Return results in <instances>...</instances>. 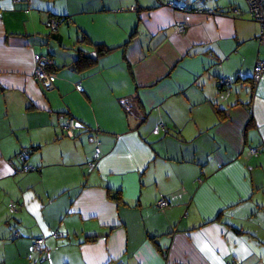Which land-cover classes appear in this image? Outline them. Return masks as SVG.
Masks as SVG:
<instances>
[{
  "label": "crops",
  "instance_id": "0c3cea01",
  "mask_svg": "<svg viewBox=\"0 0 264 264\" xmlns=\"http://www.w3.org/2000/svg\"><path fill=\"white\" fill-rule=\"evenodd\" d=\"M243 9L0 0V264H264V45Z\"/></svg>",
  "mask_w": 264,
  "mask_h": 264
},
{
  "label": "built area",
  "instance_id": "2783aa9c",
  "mask_svg": "<svg viewBox=\"0 0 264 264\" xmlns=\"http://www.w3.org/2000/svg\"><path fill=\"white\" fill-rule=\"evenodd\" d=\"M247 1H248L249 11H250V15L252 19L258 22L260 25V32H259L257 39L261 45H264V0H247ZM172 4L173 3H171V5ZM178 7L182 10H188L187 7L183 5H180V6L178 5ZM131 9H135V7L133 6L131 7ZM49 26H51V28L54 31L57 30L58 21L55 19H51L49 21ZM177 30L179 32H183L185 30V24L182 22L179 23L177 25ZM35 64H36L35 77L38 80H40L41 83L45 87L47 88L51 87L53 84V80H54V72L50 69V66L53 64L52 58L46 55L37 54L35 56ZM263 74H264V60H258L255 65L254 73H253V84L254 85H257L260 82V80L263 77ZM219 83L221 86L230 85L232 83V80L230 78L223 77L219 80ZM77 87L79 89H82V86L80 84ZM80 127H83V125L73 118L69 119L64 125L66 133L70 136H73L74 129L80 128ZM259 151H260V148H257V147L251 148V152L253 154L258 153ZM17 157L21 161L24 162L23 166L20 169L21 172H29L35 169L34 166L28 163L29 155L26 150H22L21 152H19L17 154ZM99 157H100V151L97 150L93 159L88 162L89 167H93L95 165V161L99 159ZM168 205H169V201L166 198H162L156 203V206L160 209H164ZM10 208L13 211L17 210L18 209L17 203H14V202L11 203ZM15 235L18 236V233L15 232ZM53 237H58V233H53ZM43 243H44V238L36 239L32 246L33 250L43 252L44 250ZM112 264H126V263L125 261L118 259L114 261Z\"/></svg>",
  "mask_w": 264,
  "mask_h": 264
},
{
  "label": "trees",
  "instance_id": "16d2710c",
  "mask_svg": "<svg viewBox=\"0 0 264 264\" xmlns=\"http://www.w3.org/2000/svg\"><path fill=\"white\" fill-rule=\"evenodd\" d=\"M183 6H185V5H183ZM185 7H187V6H185ZM187 9L189 10V7H187ZM55 20H57V19H55ZM58 21V20H57ZM59 23V22H58ZM48 25H49V23H48ZM50 28H51V26H49ZM51 30H52V32H54L53 31V29L51 28ZM98 46V53L99 54H103V53H106V52H108L109 50H111V48H108V47H106V46H104V45H97ZM80 63V64H79ZM83 63H88L89 65L92 63L91 62V60H87V59H85L84 58V56H83V58H79V60H77L76 62H75V66H77L78 68H85V67H87V65L86 66H83ZM82 64V65H81ZM54 68H55V62H54V60H53V64L50 66V69L52 70V71H54ZM254 73V72H253ZM36 78V77H35ZM37 79V78H36ZM38 80V79H37ZM251 80H252V83H253V75H252V77H251ZM39 82H41L40 80H38ZM43 85V84H42ZM44 86V85H43ZM45 87V86H44ZM45 88H47V87H45ZM221 111H219V113H220ZM33 148V147H32ZM23 150H26L27 151V153H28V155H30V153L32 152V150L30 149V148H25V149H23ZM22 151V150H21ZM20 151V152H21ZM20 160V159H19ZM21 161V160H20ZM22 163H24L23 161H21ZM22 166H23V164H22ZM21 169V168H20ZM20 169H19V172H21L20 171ZM22 173H26V172H22ZM120 198V197H119Z\"/></svg>",
  "mask_w": 264,
  "mask_h": 264
},
{
  "label": "rangeland",
  "instance_id": "374dc122",
  "mask_svg": "<svg viewBox=\"0 0 264 264\" xmlns=\"http://www.w3.org/2000/svg\"><path fill=\"white\" fill-rule=\"evenodd\" d=\"M222 1H225L228 4H232V5H236L237 4L241 8H244L243 10H246L250 14L249 5H248V1L247 0H222ZM48 30H49V32L51 31V29H48Z\"/></svg>",
  "mask_w": 264,
  "mask_h": 264
},
{
  "label": "water",
  "instance_id": "95a60500",
  "mask_svg": "<svg viewBox=\"0 0 264 264\" xmlns=\"http://www.w3.org/2000/svg\"><path fill=\"white\" fill-rule=\"evenodd\" d=\"M91 57L96 58V52H92L89 54Z\"/></svg>",
  "mask_w": 264,
  "mask_h": 264
}]
</instances>
